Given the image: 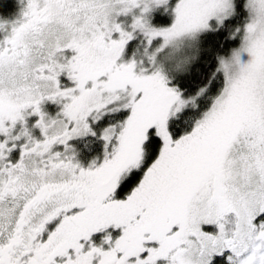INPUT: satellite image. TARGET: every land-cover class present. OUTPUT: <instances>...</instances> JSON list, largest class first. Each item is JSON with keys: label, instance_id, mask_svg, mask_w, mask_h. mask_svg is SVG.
<instances>
[{"label": "snow or ice", "instance_id": "6c2138e0", "mask_svg": "<svg viewBox=\"0 0 264 264\" xmlns=\"http://www.w3.org/2000/svg\"><path fill=\"white\" fill-rule=\"evenodd\" d=\"M0 264H264V0H0Z\"/></svg>", "mask_w": 264, "mask_h": 264}]
</instances>
